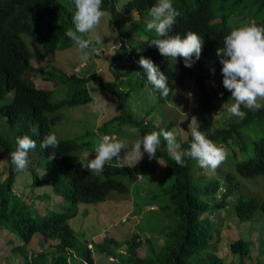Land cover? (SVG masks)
Listing matches in <instances>:
<instances>
[{"label":"trees","instance_id":"16d2710c","mask_svg":"<svg viewBox=\"0 0 264 264\" xmlns=\"http://www.w3.org/2000/svg\"><path fill=\"white\" fill-rule=\"evenodd\" d=\"M178 1V10H182V12L170 30V34L179 33L183 37L188 31H193L203 37L207 41V47L203 48L202 54L211 62L209 71L206 72L205 67L201 64L196 67H185L183 60L179 64H172L159 53L156 46L151 44L154 39L160 38L157 35L136 36V31L125 32L124 22L119 16L120 12L110 0H102L101 10L112 15V22L117 29L118 36L126 38L125 45L127 44V46L112 53L106 52L104 57L99 55H95V57L100 60H106L107 57L112 70L116 65H122L126 61L130 65V73L133 72L134 76H138L147 83V75L138 61L141 56L151 59L168 77L171 92L165 99H163L160 90L148 83L163 101L170 100L176 85L193 79L200 93L203 111L199 130L208 133L209 129H214V134L208 133V138L214 143L244 142L245 138L242 135L237 136L242 131L250 129L252 132L264 128V107L258 111L242 107L241 111L246 113L245 118L240 119L241 121L236 124L229 123L228 128H221L217 124L220 99L217 92L207 84V80L218 78L221 83L223 81L221 58L217 56L216 50L223 47L224 37L230 33V30L226 28V25L222 26L212 22L215 16L212 5L214 1H219L229 5V12H232L238 8L237 2L241 1L247 5L244 10L256 7L258 12L263 13L264 0H234V3H231L230 0H194L195 6L188 5L191 0ZM156 2L157 0H132L124 7V17L129 22L134 21L130 20L134 13L142 18L146 12H150ZM74 11V0H0V101L13 93L11 99H6V105L0 106V119L5 120L13 130V138L0 135V166L5 153L9 158L8 176L0 182V232L5 229L8 234H14L22 241L23 245L18 244V247L13 248V251L20 253L25 263L95 264L88 245L85 250L79 248L76 233L71 228L69 220L76 217L80 204L103 203L110 198L113 192L129 195V186L119 178L132 175L136 177L155 175L157 167L153 160L160 158L166 163V174L174 178L173 185L165 190L164 196L174 207L177 223L164 231L166 238L159 251L158 259L149 258L148 264H225L217 251L219 241L216 242V238H220L221 230L211 217H202L209 208V204L200 198L201 191L193 186L194 179L191 169L197 162L186 157L185 166L177 165L164 149L163 137H161V144L164 146L157 150L154 158L144 159L131 168L116 167V158H113L106 164L102 176L92 175L80 160H71L72 154L79 150V145L73 142L59 141V147L55 149L40 147L43 137L52 132V122L47 117V113L61 111L64 106L74 107L90 103L92 98L89 85L93 79H96L93 80L96 87L117 93L121 109L124 113L126 111L129 94H119L117 83H107L97 73L89 74V72L87 74L89 76L80 77L75 70L68 74L54 65H51L47 71H43L41 75L44 76V80L48 82L59 80L69 87L70 98L62 103L53 102L52 92L36 87L32 81L25 77L29 74H40L32 65L33 52L42 56H51L58 51L76 47L65 35L68 29L75 30V25L72 22ZM139 22L142 23V21ZM218 25H220L219 29ZM258 26H264V22H260ZM83 36L87 39L85 34ZM30 41L38 43L42 49H35L32 52L29 47ZM100 70L102 71L101 68ZM123 76L124 74H118L117 81ZM123 115L121 114L118 119ZM127 117L129 122L139 128V122L133 121L131 116ZM171 127H173L172 124L155 130L157 132L161 129L170 131ZM150 132H152L151 129H143L141 134L143 136ZM24 135H28L36 141V150L41 156L48 157L55 151L53 160L57 164L58 173L52 179L47 176L42 181L46 182L52 191L61 197L64 203L68 204L70 207L68 212L53 211L41 219H36L27 213L26 206L14 195V185L21 172H18L11 163L9 153L16 148V138ZM256 138L252 141L256 145L254 154L247 160L236 164L237 174L245 179L264 175V136L258 137L257 135ZM191 140L189 134L188 139L180 144L181 149H188ZM29 157L30 152L28 160ZM233 179L234 175L232 174H227L225 177V195L222 201L215 205L219 210L226 207V203L233 196L234 191L239 189L237 184L232 183ZM41 184L38 174L34 175L32 189L39 188ZM219 189L220 185L214 183L205 191L216 193ZM41 197L40 195L39 198ZM235 201L234 213L241 222H250L257 212L264 216V200L260 201L257 198L239 195ZM170 204L163 206L162 210L167 211ZM37 234L42 236L45 244L49 240L57 243L50 247L43 246L37 253L24 250L32 243ZM214 240L216 244L213 243ZM10 242L15 243L13 239ZM104 242L115 244L118 247L120 245L115 240L105 239ZM124 245L127 254H119L123 264H146V259L143 260L139 257V249L143 244L138 233L130 236ZM250 246L247 241L237 240L230 245V252L246 259L250 257ZM257 264L262 263L257 261Z\"/></svg>","mask_w":264,"mask_h":264},{"label":"rangeland","instance_id":"374dc122","mask_svg":"<svg viewBox=\"0 0 264 264\" xmlns=\"http://www.w3.org/2000/svg\"><path fill=\"white\" fill-rule=\"evenodd\" d=\"M130 1L132 0H114V5L120 12L119 16L124 22L125 32L136 31V36L149 37L150 33L146 30V25L139 22L140 16L138 14L134 13L130 19L137 22H129L124 17V7ZM230 2L234 3V0H230ZM172 3L175 8L179 1L172 0ZM188 5L195 6L196 3L191 0ZM246 6L245 3L239 1L237 2V11L234 9L229 12V5L214 1L212 9L217 17H215L214 22L222 26L226 25V28L230 31L251 22L256 24L264 22V12H258L256 7L244 10ZM105 12L107 15L101 19L100 24L92 31L85 33V37L90 39L93 46L99 49L97 55L102 57L106 52H113L112 47L119 38L118 35H115L117 29L112 22V15L107 11ZM149 13L146 12L143 18L150 19ZM221 17L227 20L225 24L220 23ZM126 25H128L127 28ZM217 28L219 29L220 25ZM202 40L203 45H206L205 40ZM203 45L202 48L205 47ZM29 47L33 52L35 49L39 50L41 45L30 41ZM33 54L32 65L40 74L36 75L34 73L25 77L32 81L36 87L51 91L52 101L55 103L67 101L70 98V91L69 87L59 80H53L52 82L43 80L44 76H41V74H43V71H47L51 65L68 74L75 70L80 77L87 75L89 72V74L97 73L105 82L117 83V87H123L121 94H129L124 113L120 108L118 98L109 91L96 87V83L93 81L96 79H93L89 85L90 96L92 97L90 103L74 107L64 106L61 111L47 113V117L52 122V133L56 134L58 141H70L79 145V150L72 154L71 160H80L85 167H87L89 160L95 158L94 148L96 143L105 134H115L125 144V148L121 151V158H123L125 154L132 152L133 145L142 137L141 131L143 129L156 131L155 129L171 126V123H173L174 126L171 127L170 131H174L177 142L182 143L189 136L188 124L191 122V118L195 116L198 123H201L203 111L200 93L192 79L186 80L185 84L176 85L175 92L170 100L163 103L147 82H144L138 76H134L133 72L130 73V68L127 65L117 66V69L114 67L112 70L107 57L106 60H100L96 59L95 54H93L88 62L84 63L80 60V53L76 47L58 51L51 56H42L34 52ZM178 58L176 61L171 58L167 59L172 64H179L180 60L178 61ZM200 63L206 64L208 69L211 68V62L204 58L202 51L199 60L193 64V67L198 66ZM81 64L86 67L80 68ZM120 73H125L127 78L131 75L129 79L124 81L123 86H120L119 80L116 79V76ZM213 81L218 90H226L218 78H213ZM131 84L134 87H130ZM226 94L225 99L219 101L220 111L217 124L221 128L227 127L231 122V124L233 122L236 124L238 123L236 121L240 120L239 117L228 111L235 101L231 99L230 91L226 90ZM101 98L108 105L97 110L96 104L102 103ZM257 102L264 104V100H258ZM0 104L3 105L5 102ZM121 114H124L123 117L118 119ZM127 116H131L133 121L140 123L139 133L133 134L129 131V129L137 127L134 123L129 122ZM146 122L147 125H145ZM0 135L13 138V130L4 121H0ZM241 135L245 138L244 142L229 141L228 144L223 143L221 145L227 150L228 155L227 159L214 173H210L206 168H201L197 163L192 167L193 186L201 191L200 198L209 204V208L202 217H211L212 221H215L221 230L220 238H216V242L219 241L218 247L220 246L221 249L219 253L224 263L257 264V261H260L264 264V216L257 212L250 222H241L234 213L235 199L239 195H244L247 198H257L260 201L264 200V175L245 179L236 172V164L247 160L254 154L256 145L252 141L257 139V135L258 137L264 136V128L252 132L250 129H245L237 136ZM161 147H163L162 144ZM165 149L167 150L166 142ZM141 150L143 151V148ZM4 156L0 166V182L4 181L8 174L9 158H7L6 153ZM144 159H149L147 153H144L140 161ZM132 163H136L135 158H133ZM153 163L157 166L155 175L147 177L132 175L119 178L129 186V195L113 192L110 198L103 203L80 204L76 217L69 220L71 228L76 233L79 248L85 250L86 246L89 245L95 264H123L119 254H127L124 243L135 233L141 236L143 244L139 249V257L143 260L146 259V264L149 263V258L158 259L159 251L166 238L164 231L174 226L177 220L174 215V207L170 204L169 199L164 196L165 190L173 185L174 178L166 174L165 161L154 159ZM57 173V164L53 159L49 160L48 157L41 156L36 148L30 151L28 167L17 177L14 188L17 194L16 197L19 198L18 200L21 203L23 202L27 213L32 217L41 219L53 211L68 212L70 209L68 204L64 203L63 199L54 193L46 182L42 181L47 176L52 179ZM91 173L95 176H102L104 170L102 172L91 171ZM36 174H38L42 184L39 188L32 189L33 176ZM227 174L234 175L232 183L237 184L239 189L234 191L233 196L226 203V207L222 208L224 210H219L214 208V205L220 201L214 198V193L205 190L214 183H218L220 187L225 188L223 185L226 184L225 177ZM40 195L41 198H39ZM166 204H170L169 209L163 211L162 208ZM152 206L157 210L151 211L150 207ZM222 211L225 213L222 214ZM10 234L5 229L0 232V264H28L25 263L20 253L13 251V248L18 247V244L23 245L22 241L14 234ZM11 239L15 243L10 242ZM105 239L108 241L115 240L120 245L118 247L115 244H107L104 242ZM237 240L249 242L251 245L250 257L245 259L230 252V245ZM55 243L57 242L49 240L45 244L42 236L37 234L30 246H26L24 250L37 253L40 252L43 246L50 247Z\"/></svg>","mask_w":264,"mask_h":264},{"label":"clouds","instance_id":"9594fccd","mask_svg":"<svg viewBox=\"0 0 264 264\" xmlns=\"http://www.w3.org/2000/svg\"><path fill=\"white\" fill-rule=\"evenodd\" d=\"M110 2L114 4V0H111ZM101 5L102 0H74L75 11L72 17V22L75 25V30L68 29L65 35L75 44L78 52L80 53V60L84 63H87L93 54L97 55L99 52V49L93 46L92 41L90 39H85L83 34L95 29L100 24L101 19L107 15L105 11L101 10ZM177 5L178 3L174 8L172 0H157V2L150 9L149 15L151 18H141L140 16V21L146 25L148 33L160 37L158 39H154L151 44L158 48L159 53L163 57L171 58L175 61L179 57L178 61L183 60L184 66L190 68L200 58L201 51L203 50L202 39L204 38L193 31H188L183 37L179 33L170 34V30L182 12V10H178ZM237 9L235 11H237ZM214 15L216 16L215 13ZM232 15H234V13H232ZM215 16L212 21L213 23H215ZM224 21L227 22L226 19L222 18L220 23L224 24ZM258 25L259 24H256L255 22H251L233 28L230 33L224 37L223 47H219L216 50L217 56L221 58L220 63L222 64L221 71L223 75V86L226 90L231 92V99L235 101L229 107L228 111L240 119H244L246 116V113L241 111L242 107L252 111H258L264 107V105L257 102L258 100H264V26ZM125 27L127 28L128 25ZM115 35H118V32H116ZM125 39L126 38L124 37H119L113 45L112 51H117L122 49L123 46H127V44L125 45L127 42ZM205 43V47L203 45L204 48L207 47L206 40ZM138 64L144 69L147 75L148 83L160 90L161 95L164 97L163 99H165V97H167L171 92L167 75L162 72L151 59L141 56ZM200 64L205 67L206 72L210 70L207 68L206 64ZM124 65L130 67L126 61L119 66L122 67ZM85 67L86 66L84 64L80 65V68ZM115 68L117 69V65ZM120 74H124V76L119 79L120 86H123L124 81L128 78H126L125 73ZM207 84L217 92V96L220 100L225 99L227 95L226 90H218L213 79L207 80ZM130 87L134 86L130 85ZM122 89L124 88L117 87V92L121 94ZM110 93L114 94L118 98L120 104V99L117 93ZM12 96L13 93H10L6 99H11ZM158 96L161 99V96ZM6 99L0 101V103L5 102L3 105H6ZM161 102L166 103V100H161ZM3 105L0 104V106ZM107 105V102L102 99V103H97L96 108L97 110H100ZM0 121L5 122L3 119H0ZM171 124L174 126L173 123ZM145 125H147V122ZM199 128L200 124L198 123L197 118L193 116L191 118V122L188 124V133L192 138L188 149H181L180 144L183 142H177L174 131L161 129L158 132L152 131L150 133H145L133 145L132 152L130 154H125L123 158H121V151L125 148V144L118 139L117 135L105 134L96 143L94 148L95 158L88 161V170L102 172L106 164L113 158H116L115 166L121 168L125 166L130 168L133 167L143 158L144 153H147L149 159H152L156 156L157 150L161 147V137H163V140L166 142L167 150L165 147L164 149L177 165L181 167L185 166V158L187 157L195 160L201 168H206L210 173H214L215 170L227 159L228 153L227 150L221 146L222 144L214 143L208 138V133L214 134V129H209L208 133H205L200 131ZM129 131L133 134H137L140 130L134 127L129 129ZM15 144L16 148L14 151L9 153V156L11 163L15 166V169L18 172H22L28 167V153L36 148V141L28 135H24L22 137H17ZM40 147L43 149L49 147L55 149L59 147V141L56 134L52 132L46 134L42 139ZM141 148H143V151ZM54 158L55 151L50 153L48 156L49 160ZM133 158H135V164L132 163ZM223 186L225 187V185ZM225 192L226 187H220V189L214 193V198L218 201H222ZM14 195H17L15 188ZM215 205L214 207L216 208ZM150 210L156 211L157 208L152 206L150 207ZM223 213L225 212L222 211V214ZM124 222L126 223L127 221L125 220Z\"/></svg>","mask_w":264,"mask_h":264},{"label":"crops","instance_id":"0c3cea01","mask_svg":"<svg viewBox=\"0 0 264 264\" xmlns=\"http://www.w3.org/2000/svg\"><path fill=\"white\" fill-rule=\"evenodd\" d=\"M221 249H220V246L217 248V251H218V253H219V251H220ZM220 254V253H219ZM221 255V254H220Z\"/></svg>","mask_w":264,"mask_h":264}]
</instances>
